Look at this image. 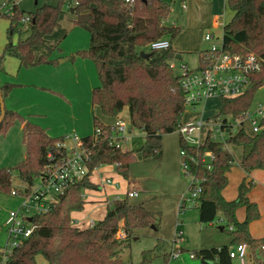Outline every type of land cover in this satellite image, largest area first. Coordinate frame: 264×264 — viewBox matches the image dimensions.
Wrapping results in <instances>:
<instances>
[{
    "label": "trees",
    "instance_id": "16d2710c",
    "mask_svg": "<svg viewBox=\"0 0 264 264\" xmlns=\"http://www.w3.org/2000/svg\"><path fill=\"white\" fill-rule=\"evenodd\" d=\"M56 1L55 5L44 4L26 14L16 5L9 12L0 14L9 20V35L15 29L23 31L17 25L24 15L31 17L24 28L28 33L25 39L15 45L7 43L3 53L16 56L19 66L55 63L46 56L34 60L32 48L44 45L45 36L58 26L60 14L65 8H72L74 24L89 32V47L77 51V54L93 61L99 79V84L90 92L91 105L98 106L103 115L111 117L126 107L130 127L143 133V143L138 149L141 158L159 159L162 156V135L178 129L185 107L180 77L170 63L178 53L171 45L161 50L148 47L152 41L163 37L171 40L180 31L178 25L165 24L170 12L168 4L162 0ZM227 4L233 10V16L223 26L224 49L233 53L254 52L261 61L260 71L251 75L244 93L220 98V106L214 116L237 118L251 106L255 91L264 85V0H227ZM141 50L148 55H140ZM3 53L0 54V64ZM13 85H0L2 97ZM16 120L21 123L23 158L15 166L0 167V190L10 193L15 189L11 187L13 173L28 184L25 188L28 190L35 177L42 175L48 166L60 163L67 153L61 144L64 141L62 136L47 135L41 126L11 109L4 108L0 135ZM93 126L92 134L81 137L82 145L89 152L87 174L69 185L47 211L32 217L34 229L31 235L12 249L4 264H36L38 254L47 264H122L118 249L133 229L158 228L159 215L147 210L143 202L132 204L127 199L109 201L103 217L91 226L80 228L72 224L71 213L81 210L85 203L83 191L96 188L90 179L93 169L114 164L117 173L126 178L128 165L135 158L134 151L111 143L113 132L110 124H104L93 116ZM226 143L242 148L239 165L246 173L264 168V129L253 135L239 131L229 136ZM179 144L189 156L186 159L189 172L200 179L201 192L194 205L199 222L211 223L217 212H221L230 225L231 245L243 242L251 253L255 252L264 237H252L248 230L249 222L259 216L257 205L246 196L252 181L246 182L244 177L237 196L225 199L222 190L227 184V172L234 164L225 144L209 137L197 147L185 143L181 137ZM208 151L212 153L210 160L205 157ZM240 206L245 209L241 221L235 216ZM120 222L123 223V238L116 237ZM159 242L161 240L152 251ZM228 249L227 245L204 248L195 255L201 264H233ZM147 262L144 254L141 264Z\"/></svg>",
    "mask_w": 264,
    "mask_h": 264
},
{
    "label": "rangeland",
    "instance_id": "374dc122",
    "mask_svg": "<svg viewBox=\"0 0 264 264\" xmlns=\"http://www.w3.org/2000/svg\"><path fill=\"white\" fill-rule=\"evenodd\" d=\"M170 8L165 24H174L180 27L179 33L171 39V47L176 50L180 58H173L170 63L175 73H179L182 65L194 68L198 61V51L207 48L212 43L220 41H205L206 33H213L221 37V26L215 27L214 20L218 18L228 23L233 10L226 0H162ZM56 0H0V14L7 13L16 5L24 14L34 12L44 4L55 5ZM182 3L186 8H182ZM72 12L64 9L58 17V26L45 37L44 45H35L32 48L34 60L46 56L55 63H40L36 65L19 66L16 56L4 52L7 43L13 45L27 36L22 23L17 25L19 32L14 30L8 33L9 20L0 16V85L13 83L11 89L4 95V105L20 113L41 126L51 137L62 136L66 147L74 146L73 135L81 138L93 133V116L107 124L113 117L105 116L98 106L90 103L91 89L99 84L96 68L89 57L80 56L77 51L89 47V32L74 24ZM147 50V48H143ZM61 61V62H60ZM258 105L264 106V85L254 93L250 108L254 110ZM220 97L208 98L203 104L195 108L185 106L181 118L182 124L194 119H201L200 142L205 138L212 123L208 118L218 112ZM120 114V113H119ZM129 122L126 109L120 115ZM216 117V116H215ZM229 119V117H227ZM246 130L250 131L249 123ZM127 140L121 144L124 150L134 151L135 158L128 165L126 178L120 176L113 165H103L99 170L105 174H112L113 180L120 186L119 195L123 196L127 190H136L138 195L127 200L132 203L143 202L147 210L159 215L158 228L140 227L132 231L130 237L123 241L118 249V256L122 264H141L144 254L148 258L147 264H201L200 258L195 255L198 250L222 245L231 246L230 225L226 218L217 212L212 223H200L198 210L188 198L190 193L187 186L190 177L183 172L182 148L179 144L178 130L162 135V156L159 159H142L138 149L143 143V133L132 128L127 134ZM211 136L213 133L211 132ZM124 145V146H123ZM226 149L232 154L234 164L230 168L224 198L233 199L237 196L241 180L252 181L246 196L258 208L259 216L248 224L252 237L261 238L264 234V168L254 174L246 173L239 165L242 154L240 146L228 143ZM24 155V146L21 143V123L16 120L0 135V167L15 166ZM252 171V170H250ZM96 170L90 177L97 182ZM257 176V177H256ZM11 187L25 191L28 184L12 174ZM39 183L35 177L29 189L33 190ZM23 193L11 194L0 190V248L6 243V232L3 223L9 211L19 210L22 203L28 200ZM86 201L81 210L72 214V220L81 227L89 226L88 217L94 222L101 219L106 212V197L94 189H85L82 193ZM114 191L107 194L108 200ZM184 196V201H182ZM95 202H92V201ZM184 203L183 207H179ZM237 220L245 216L244 206L235 212ZM76 220V221H75ZM123 225L120 222L119 226ZM224 227V229H220ZM177 236L176 238H174ZM263 236V235H262ZM158 246L152 251L155 245ZM152 251V252H151ZM175 253L169 256V253ZM192 254V256H190ZM249 257L246 258L249 261ZM36 264H47L41 254L35 257ZM233 264H239L234 259Z\"/></svg>",
    "mask_w": 264,
    "mask_h": 264
},
{
    "label": "built area",
    "instance_id": "2783aa9c",
    "mask_svg": "<svg viewBox=\"0 0 264 264\" xmlns=\"http://www.w3.org/2000/svg\"><path fill=\"white\" fill-rule=\"evenodd\" d=\"M185 7V4L182 3V8ZM30 20L31 17L29 15H24L20 20L22 27L25 28ZM224 25L223 20L220 21L218 18L214 20L215 27L221 26L223 30ZM204 40L208 42H217L219 40L220 43H212L207 48L202 49L200 53H198L196 67L187 68L183 64L178 73L180 77V87L183 93V103L185 106L192 108L203 104L211 97H235L244 93L250 84L251 75L261 69V61L256 53H233L226 51L223 47L222 35L219 37L213 33H206L204 35ZM170 45V40L163 37L152 41L148 47L161 50L168 48ZM227 117H229V119ZM208 120L212 123V127L208 130L205 138L209 137L214 141L223 142L227 147L228 143H226V139L239 131L253 135L264 129V106L258 105L254 110L249 107L241 117L234 118L229 115L213 116L212 119L208 118L206 121ZM202 123L201 119H194L185 124L181 122L177 130L182 140L196 147L203 143L205 138L202 142L199 141ZM246 123H249L250 131L246 130ZM110 125L113 132L111 143L122 148L121 144H123V141H126V133L130 134L132 131L129 122L127 123L124 119H118ZM96 131L98 132L99 129H96ZM211 132L213 136H211ZM71 139L75 141L74 146L66 147L64 141L61 143L67 150L65 157L60 163H55L46 168L45 172L39 176V183L33 190L28 189L25 193L20 189H13L11 191V194L23 193V196L31 200L33 205H28V200H25L19 210L9 211L3 223L6 232V243L0 248V264H4V261L14 247L31 235L34 229L32 217L47 211L52 203L58 201L59 195H61L69 185L80 181L87 174L89 152L82 145L81 138L73 135ZM180 153L183 157V171L190 177L187 186V190L190 193L188 200L195 205L196 199L201 192L200 179L189 172L186 160L189 156L186 152L181 150ZM205 157L210 160L212 158V153L210 151L206 152ZM190 159H193V157H190ZM100 166L95 167L93 170ZM113 166L115 167L114 164ZM108 185L117 186V183L114 182L111 176H102L100 181L96 183V188L94 189L105 191ZM137 195L138 191L136 190H127L123 196H120L119 193L116 192L111 195V200L128 199ZM182 201H184V196H182ZM183 206L184 203L180 204L179 207L181 208ZM88 222L89 226L95 223L91 218H88ZM123 236L124 230L121 225L118 228L116 237L123 238ZM176 237L177 236L174 238ZM249 250L246 243H236L228 249V255L231 259H238L239 264H264V241L259 243L255 252L251 253V250ZM174 255L175 253H169V256ZM190 256H192V254H190ZM247 257L252 259L247 261Z\"/></svg>",
    "mask_w": 264,
    "mask_h": 264
},
{
    "label": "crops",
    "instance_id": "0c3cea01",
    "mask_svg": "<svg viewBox=\"0 0 264 264\" xmlns=\"http://www.w3.org/2000/svg\"><path fill=\"white\" fill-rule=\"evenodd\" d=\"M225 1V0H224ZM186 8V7H185ZM184 8V9H185ZM73 15V14H72ZM70 18H72V20L74 19V15L72 16V17H70ZM46 37V36H45ZM174 49V48H173ZM201 51V50H200ZM199 52V51H198ZM61 62V61H60ZM4 100V99H3ZM124 109H126L127 110V108L125 107ZM12 110V109H11ZM15 111V110H14ZM127 112H128V110H127ZM120 114H121V112H120ZM119 114V115H120ZM129 117V116H128ZM28 119V118H27ZM118 119H123V118H121V117H119V116H115V117H113V119L110 121V122H108L107 124H112V123H114L115 121H117ZM29 120V119H28ZM126 140H127V138H126ZM124 146V145H123ZM241 156H242V154H241ZM23 158V157H22ZM241 159V158H240ZM103 166V165H102ZM102 166H100V167H102ZM96 170V173H95V175H96V177H97V182H94L95 184L96 183H98L99 181H100V179H101V177L102 176H111L112 177V179H113V175L112 174H105V173H103L102 171H100L99 170V168H97V169H95ZM94 170V171H95ZM260 170H262V169H260V168H255V169H252V171H250L249 173L250 174H254V172H258V171H260ZM229 172H230V170L227 172V178H228V176H229ZM257 177V176H256ZM90 179L92 180V178L90 177ZM114 182H116L117 183V186H113V185H108V186H106V188H105V191H99V190H96V189H94L96 192H98V193H100L101 195H104L105 197H106V199L108 200V197H107V194H109V192H111L112 193V191H114V193H119V191H120V186H119V183L117 182V181H114ZM87 190V189H86ZM224 190H225V187H224V189L222 190V194L224 195ZM226 199V198H225ZM107 200H105V202L107 203ZM227 200H229V199H227ZM86 202V201H85ZM92 202H95L94 200L92 201ZM73 212H75V211H73ZM73 212L71 213V217H72V214H73ZM88 218H90V217H88ZM92 219V218H91ZM76 221V220H75ZM239 221H241V220H239ZM212 223V222H211ZM210 223V224H211ZM73 225H75V226H78V227H80V228H83V227H81L80 225H77L76 224V222H74V220H73ZM88 226V225H87ZM87 226H85V227H87ZM220 229H222V227H220ZM261 236L260 237H264V234H260ZM263 235V236H262ZM233 245H231L229 248H231ZM220 247V246H219ZM232 262H234V259H232Z\"/></svg>",
    "mask_w": 264,
    "mask_h": 264
},
{
    "label": "water",
    "instance_id": "95a60500",
    "mask_svg": "<svg viewBox=\"0 0 264 264\" xmlns=\"http://www.w3.org/2000/svg\"><path fill=\"white\" fill-rule=\"evenodd\" d=\"M70 11L72 12L73 9L71 8ZM140 55L146 57L148 55V53L144 52L143 50H141L140 52ZM176 58H180V55L177 54L175 56ZM4 108H5V105H4V100H3V97L1 95V91H0V111H1V114H0V120L2 119L3 115H4Z\"/></svg>",
    "mask_w": 264,
    "mask_h": 264
}]
</instances>
